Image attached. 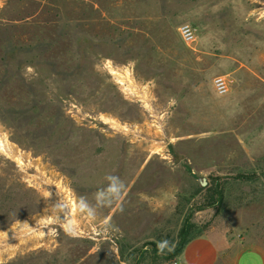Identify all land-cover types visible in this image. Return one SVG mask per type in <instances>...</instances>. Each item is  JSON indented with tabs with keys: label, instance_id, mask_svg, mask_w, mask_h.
<instances>
[{
	"label": "rangeland",
	"instance_id": "1",
	"mask_svg": "<svg viewBox=\"0 0 264 264\" xmlns=\"http://www.w3.org/2000/svg\"><path fill=\"white\" fill-rule=\"evenodd\" d=\"M183 227L264 256V0H0V264H171Z\"/></svg>",
	"mask_w": 264,
	"mask_h": 264
},
{
	"label": "crops",
	"instance_id": "2",
	"mask_svg": "<svg viewBox=\"0 0 264 264\" xmlns=\"http://www.w3.org/2000/svg\"><path fill=\"white\" fill-rule=\"evenodd\" d=\"M180 264H264V256L225 238L201 236L191 240L179 257Z\"/></svg>",
	"mask_w": 264,
	"mask_h": 264
},
{
	"label": "clouds",
	"instance_id": "3",
	"mask_svg": "<svg viewBox=\"0 0 264 264\" xmlns=\"http://www.w3.org/2000/svg\"><path fill=\"white\" fill-rule=\"evenodd\" d=\"M107 185L103 189L99 190L95 194V205L87 203L85 198H81L82 208L89 211V214L95 215V211L99 207H110L114 203H120L124 193L127 191L125 182L116 175H108L106 177ZM70 235H73V231H69ZM158 250L163 253L166 250H170L172 247L170 241L158 242Z\"/></svg>",
	"mask_w": 264,
	"mask_h": 264
},
{
	"label": "built area",
	"instance_id": "4",
	"mask_svg": "<svg viewBox=\"0 0 264 264\" xmlns=\"http://www.w3.org/2000/svg\"><path fill=\"white\" fill-rule=\"evenodd\" d=\"M179 33L186 43H190L194 39V35L191 29L187 26H184L179 29ZM213 88L217 95H225L228 92V84L227 81L223 77L215 78L213 81ZM171 264H180L179 261L171 263Z\"/></svg>",
	"mask_w": 264,
	"mask_h": 264
},
{
	"label": "trees",
	"instance_id": "5",
	"mask_svg": "<svg viewBox=\"0 0 264 264\" xmlns=\"http://www.w3.org/2000/svg\"><path fill=\"white\" fill-rule=\"evenodd\" d=\"M214 187V183L211 185V187H209L207 189L208 192H211L213 191V195L211 196V198L215 199L216 198V195H217V198H220L222 197L223 195V187L222 185L220 184L219 187H217L216 189H213ZM216 190V191H214ZM198 237H201V236H198ZM198 237H194V238H190L189 237V229L188 227H183L180 232H179V240L181 241V244L177 247L176 249V252L173 254L176 258H179L182 254V251L184 249V247L193 239L195 238H198Z\"/></svg>",
	"mask_w": 264,
	"mask_h": 264
}]
</instances>
